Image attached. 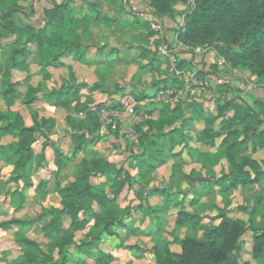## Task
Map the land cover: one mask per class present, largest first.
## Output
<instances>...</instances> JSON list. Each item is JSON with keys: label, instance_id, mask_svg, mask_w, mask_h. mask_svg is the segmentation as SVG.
<instances>
[{"label": "crops", "instance_id": "0c3cea01", "mask_svg": "<svg viewBox=\"0 0 264 264\" xmlns=\"http://www.w3.org/2000/svg\"><path fill=\"white\" fill-rule=\"evenodd\" d=\"M28 1L30 7L42 6V15L36 12L31 18L32 22L39 18L40 24L20 21L17 17L18 13L15 19L17 24L30 25L35 31L46 27L45 11L51 9L52 3L68 5L61 23L63 29H71L75 21H82L83 23V20L86 19V23L82 28L75 29L74 41L68 43L66 47L64 41H60V46L57 49L46 46L43 48L44 51H39L36 44H26L28 56L25 59V67L22 69L9 68L10 81L17 92V99H14L12 104L8 106L0 92V112L7 114L11 121L16 115H19L26 127L33 126L34 120L40 121L42 119H51L54 124L48 132L50 145L44 147L42 144L44 139L39 138L32 146L34 158L28 167L33 172V175L29 177L31 185L27 188L20 186L19 189L25 199L22 208L19 210L12 208L10 197L0 196V200L5 199V204L10 209L8 215H13L24 208L32 209L35 201L40 203L42 207L60 209L61 199L54 191L53 175L58 170L54 161L53 148L58 149L68 158L66 167L58 172V181L62 187H65L62 185L65 175L75 172L82 160L90 159L89 153L72 156L74 147L70 137L72 128L66 117L72 118L76 123L84 121L82 114L77 115L74 112L76 101L73 93H77L80 103L88 102L92 105L102 104L109 101L111 97L124 94L126 93L124 90L132 91L140 97L152 96L159 91L168 90L164 88L167 85L162 83L167 77L178 78L181 81V86L183 85V79L175 75L178 69L194 71L198 77L200 72L217 73L220 67L218 55L214 54L193 57L180 52L179 65L175 69L166 59L159 58L156 49L161 45L164 38L172 41V44L178 42L177 37L184 18L175 13L162 18L155 16L154 18L162 22L164 26V33L160 34L152 30L145 19L132 13L150 12L147 0H129L130 10L124 8L120 0H60L50 4L46 3L45 0ZM19 5L26 8L28 4ZM24 12L28 11L24 10ZM129 21L134 25L138 24L139 27L147 31L146 39L143 38L142 43L133 41L129 45L128 43L125 44L124 32L116 36L115 28L122 26L124 29V25H128ZM53 28L55 27L48 26V32H51ZM116 33H118L117 30ZM15 40V36L0 39V73L6 70V49ZM23 47L20 46V48ZM131 52L135 53V56L133 55L135 62L131 60ZM147 52L150 54L149 65L151 68L162 61L160 65H163V68L166 67L167 75L164 77L162 74L159 76L154 74L155 81L140 88L137 86L140 83L138 79L145 78L147 69V64L140 62L146 60L142 55ZM17 60L21 61V57L18 56ZM224 61L227 73L233 69L246 77H255L248 71L240 67H232L226 60ZM133 66L140 73H129L128 68ZM159 66L156 68H160ZM41 69H43V73L40 72ZM203 78L209 83V91L203 95V101L170 103V107L166 108L172 111L179 107L183 111V119L178 120L171 127V129L178 131L175 142L172 143L170 139L165 141L168 149L172 147L171 151L167 149L165 162L147 174L146 177H144L145 168L132 160V156L141 153L136 146L129 150L120 149L116 145L114 135L100 132L97 141L88 148L98 153L108 163L115 165L116 168H123L129 174L131 184L124 186L114 203L121 213L119 214L121 224L114 226L111 234H103L98 247L89 254L79 253L73 247L70 248L66 264H97L100 253L110 257L109 264H157L154 248L166 247L171 253L179 255L182 240L188 236H193L198 241H202L208 229L219 225L220 219L217 217L223 212L235 211L238 206L249 205L252 207L258 201L264 203V178L256 185L228 189L222 194L218 192V187L211 191L209 188L211 182L228 173V163L226 159H220L211 167L207 162L206 167L212 169L213 177L208 175L203 166V161L199 157V151L214 153L215 147L205 148L196 141L197 133L205 128L204 118L216 117L211 129L213 135L218 134L215 137V146L219 145L224 138L220 129L233 115L232 111L219 114V107L233 101L236 104H246L254 108L257 103H264V90L262 88L254 90L255 95L252 104H250L251 98L247 97L246 99L238 88L230 90V83L222 84L217 74L211 77L203 76ZM211 80L214 82L213 85L210 83ZM28 87L37 90L35 93L36 101L32 104L25 103ZM56 92L62 93L59 95V99H57ZM259 92L263 93L260 97H258ZM115 93L118 94L115 95ZM226 94L227 102L222 103V100L219 99ZM247 94L250 93L247 92ZM191 106H198L199 111L201 109L202 117L200 119L195 120L194 116H197V113L193 112ZM155 108L157 109L151 111L152 107L149 106L143 111V114L147 116L146 120L157 119V110L161 107L155 106ZM183 120L188 122L183 124ZM260 129L264 130V122ZM181 136L183 140L179 139ZM6 138L12 137H3L5 140ZM13 140L14 146H16L17 139ZM41 154L44 156V163L42 167L36 169ZM252 156L256 161L261 162L264 158V152H258ZM13 166L14 163L11 171H13ZM222 166L225 170L220 175ZM70 180L72 182L73 178ZM0 182L2 183V180ZM92 182L96 185L105 184L106 178L97 177L92 179ZM227 183L226 181L225 184ZM40 184H42V188L38 190ZM2 185L3 183L1 187ZM154 189L166 190V194L150 195V191ZM39 192L43 193L44 196L40 202L37 200V193ZM105 192L109 198H112L109 184H106ZM180 203L183 204L184 211L188 215L197 216L200 219L195 227L176 226ZM234 213L232 216L243 221L248 220L246 214ZM5 214L0 211L1 216H5ZM263 217L264 208L256 215V222L264 221ZM93 225L94 221L90 220L84 231L74 233L75 236L78 233V240L76 237L74 238L77 245L84 239L88 231L92 233L98 231L94 229ZM12 230L4 231L12 235L17 232L15 228ZM249 245L246 244V251L249 249ZM54 251L53 260L58 261L60 255L57 249ZM248 258L245 255L244 259ZM11 259L16 258L10 257L8 260ZM257 264H264V259L258 261Z\"/></svg>", "mask_w": 264, "mask_h": 264}, {"label": "trees", "instance_id": "16d2710c", "mask_svg": "<svg viewBox=\"0 0 264 264\" xmlns=\"http://www.w3.org/2000/svg\"><path fill=\"white\" fill-rule=\"evenodd\" d=\"M24 1L26 0H0V39L16 37L15 42L8 46L13 49L11 55L5 52L6 70L0 75V91L8 106L17 99V92L10 81L9 68L25 67V59L28 56L25 45L34 43L39 51H44L43 48L46 46L57 49L60 41H64L66 47L68 43L74 41L75 29L82 28L86 23V19L83 23L75 21L71 29H63L61 23L68 5L52 3L51 9L45 11L46 27L35 31L30 25L16 23L15 14L23 11L19 2ZM4 4L6 6L2 7ZM147 4L150 12L156 17L162 18L174 13L183 16V28L177 37L181 44L192 49L209 46L232 67H240L248 71L257 78L258 83L264 84V0H147ZM175 6H185L186 10L178 12L174 9ZM48 26L55 28L48 32ZM20 46L24 47L20 48ZM18 56L21 57V61L17 60ZM40 72L43 73V69ZM162 83L167 85L164 87L166 89L182 87L181 81L171 76ZM124 91L137 96L132 91ZM36 92L37 90L28 87L26 104L36 101ZM55 94L57 99L59 95H62L60 92ZM73 97L76 101L74 112L77 115L82 114L84 121L76 123L72 118L66 117L72 128L70 134L74 146L72 156L89 153L90 159L82 160L73 181L62 187L58 181V172L66 167L68 158L58 149L53 148L54 161L58 170L53 175L54 191L61 199V207L44 212L50 220L43 227V231L46 236L54 231L59 235L51 248L53 251L58 250L60 259L54 261L45 253L41 256L26 253L23 257L9 260V264H66L70 248L73 247L79 253L89 254L98 247L103 234H111L112 228L121 224L119 217L121 213L114 203L124 186L131 184V178L123 168H116L98 153L88 149L97 141L100 134L97 113L104 103L82 104L76 92L73 93ZM197 107H192L193 112L197 113V116H194L195 120L202 117L201 109L199 111ZM166 108L161 107L157 110L156 120H145L143 124L136 127L138 142L135 146L141 153L132 156V160L145 168L144 177L165 162L166 152L172 149L171 147L167 150L165 141L170 139L174 143L178 135V131L171 127L178 120L183 119V111L179 107L172 111ZM218 110H220L219 114L225 111H232L233 114L220 129L224 135L220 144L215 146V137L218 134L213 135L211 129L216 117L204 118L205 128L196 136V141L205 148L215 147L214 153L199 151V157L208 175L213 177L212 169L206 167L208 161L217 162L220 159H226L228 163V173L214 179L209 188L212 191L218 187V192L222 194L228 189L258 184L264 178L262 166L264 158L259 162L253 159L252 155L264 152V130L260 129L264 122V103H257L253 108L230 101ZM182 122L185 124L188 121ZM53 124L54 121L51 119H42L34 120L33 126L26 127L19 115L11 121L7 114L0 112V137L9 136L17 139L16 146L5 148L0 145V158L6 163L14 162L15 177L11 179V182L17 184L21 181L24 188L31 185L27 169L34 158L32 146L39 138L44 139L42 143L44 147L48 146V132ZM179 139L183 140V137ZM43 163L44 156L41 154L35 168L42 167ZM213 165L210 163L211 167ZM97 177H105L106 183L94 184L92 179ZM226 181L227 184H225ZM1 184L0 182V187ZM106 184L110 185L112 198H109L105 192ZM41 188L42 184L38 186V190ZM164 193L166 194V190L154 189L149 194L163 195ZM8 196L12 208L16 210L22 208L25 199L21 190H11ZM178 206L180 211L177 214L176 226L195 227L200 219L197 216L188 215L182 203ZM263 208L264 203L258 201L252 207L238 206L235 211L223 212L217 217L220 219L219 225L208 229L202 241H198L193 236L182 240L179 255L171 253L166 247L154 248L156 263L257 264L264 259V221L257 223L255 217ZM232 213L246 214L248 220L243 221L232 216ZM90 220L94 221L93 227L98 231L95 233L88 231L77 245L74 242V233L84 231ZM34 222L11 218L1 226L6 231L17 229V232L13 233L17 235L25 226L32 225ZM247 234L249 236H246ZM20 241L26 246H37L35 242L25 238H21ZM246 244H250L247 251ZM245 255L249 258L244 259ZM109 262L110 257L99 254L97 264H109Z\"/></svg>", "mask_w": 264, "mask_h": 264}, {"label": "built area", "instance_id": "2783aa9c", "mask_svg": "<svg viewBox=\"0 0 264 264\" xmlns=\"http://www.w3.org/2000/svg\"><path fill=\"white\" fill-rule=\"evenodd\" d=\"M122 6L130 10L129 0H120ZM138 17L145 19L152 30L163 34V23L155 19L151 12H132ZM183 28V25L181 29ZM184 52L193 57L214 54L215 51L209 46L188 48L181 44L179 41L172 44V41L164 40L161 45L156 49L159 58L166 59L169 64L175 69L179 65V53ZM219 70L217 77L221 80L222 84L234 83L230 85V90L240 89L245 92H252L258 88L264 90V84L260 85L256 77H246L237 73L236 70L230 69L227 73L225 68V61L222 57L218 56ZM183 79V85L179 89L162 90L152 95L151 97H139L129 93H124L118 96L111 97L109 101L104 102V106L98 111L97 119L100 125V132L110 133L115 136V142L118 148H126L127 145L134 143L137 144L138 134L136 127L143 124L147 116L143 111L151 104L162 105L164 103H178V102H192L203 101V95L209 91V83L197 77L196 72L191 70H179L175 73ZM227 94L223 95L222 103L227 102ZM144 130H147L145 127Z\"/></svg>", "mask_w": 264, "mask_h": 264}, {"label": "rangeland", "instance_id": "374dc122", "mask_svg": "<svg viewBox=\"0 0 264 264\" xmlns=\"http://www.w3.org/2000/svg\"><path fill=\"white\" fill-rule=\"evenodd\" d=\"M46 3H51V2H55V1H60V0H45ZM19 4L21 5H27V7L22 8L23 11L18 13V18L20 21H24V22H37L39 23V18H37L35 21L32 22L31 18L33 14L39 13V15H42V6H38L37 8L35 6L30 7V2L28 0L24 1V2H19ZM33 4V3H32ZM6 5L4 4L2 7H5ZM24 10H27L28 12H24ZM17 15V14H15ZM38 17V16H37ZM40 24V23H39ZM128 25H124V29L122 28V26L120 27H116L115 28V34L116 36L120 35V33L124 32V35L126 37V41L124 42L125 44L128 43V45L133 42V41H137L138 43H142L144 41L143 38L146 39V33L147 31L142 29V27H139L138 24L132 23L131 21H129V23H127ZM116 30L118 31V33H116ZM137 38V40H136ZM128 41V42H127ZM146 41V40H145ZM148 47L150 45H147ZM131 49V48H130ZM13 51L12 47H9L8 49H6V53H8L9 55H11V52ZM131 60L132 62H135L136 60L134 59L133 55L135 53L131 52ZM138 54V53H137ZM4 55V53H3ZM135 56V55H134ZM146 60H141L140 63L142 64H147V69L145 71V78H139L138 81H140L139 84H137V86L141 87H145L148 84L152 83L153 81H155V77L154 74H157L158 76L160 74H162L164 77L165 75H167V69L163 68V65H160V61L159 64L157 66H159L160 68H156L157 66L153 65V68H151V66L149 65V61H150V54L149 52L147 53H143L142 55ZM42 64V63H41ZM156 68V69H155ZM129 69V73H140L139 70L133 66L128 68ZM170 73V71H169ZM217 73H204V72H200V74L198 75L199 78H203V76H207V77H211L216 75ZM1 75V73H0ZM152 75V76H151ZM213 80H211V85L214 84V82H212ZM232 85H234V83H231ZM230 84V85H231ZM260 85H262V83H259ZM261 89V88H258ZM153 91V90H152ZM1 92V91H0ZM230 92V91H229ZM228 92V93H229ZM250 94H247V92L242 91L241 94H244L245 98L247 99V97L251 100L249 101L250 104H252L251 102L253 101L254 98V92H249ZM258 97L261 96V94H263L262 92L258 93ZM237 96V94L235 95V97ZM253 96V97H252ZM147 97H151V96H147ZM238 99V98H237ZM170 104L168 103H164L162 105H155L157 107H167L169 108ZM155 106L153 104L150 105V107H152L153 111L155 108ZM14 138H6L3 139V137H0V145L4 146L5 148H9L10 146H14ZM135 144L131 143L129 145L126 146V149L129 150L130 148L134 147ZM168 149V146H167ZM177 150V149H176ZM14 162L11 163H6L4 162V160L2 158H0V180H2V187H0V196H8V193L11 190H15V189H20V186H23L22 182L19 181L17 184L11 182V179L13 177H15V174L13 173V171H11V167L12 164ZM208 163H216L213 160L208 161ZM264 167V165H262ZM224 166H222V172L220 173L223 174L224 171ZM77 171V170H76ZM75 171V172H76ZM35 172V171H34ZM75 172H71L67 175H65L64 180L62 181V185L66 186L67 184L70 183V178L74 177ZM27 174L29 177H31L33 175V172L28 168L27 169ZM30 181V178H29ZM22 183V184H21ZM8 191V193H7ZM44 198L43 193H37V200L40 202L42 199ZM35 205H33V208H29V209H22L19 212L14 213L13 215H8L10 212V209L7 207V205L5 204V199H1L0 200V211H3L5 214V216H1L0 215V264H9V258L10 257H23L26 253H34L38 256H41L42 253L48 254L53 258V254L55 251L52 250V246L53 243L55 241H57V239L59 238V235L54 231L51 232L48 236L45 235L44 231H43V227L49 222L50 218L49 216L44 213L46 211H48L49 209H54L52 207H42L40 203H38L37 201H35ZM34 204V203H33ZM13 217L15 219L21 220V221H26V222H30V221H35L32 225H28L25 226L24 229H22L20 232H18L17 235H12L9 233H5L4 229L2 228V224L9 221L10 218ZM37 221V222H36ZM64 228H66V226H64ZM5 234L4 236L2 234ZM78 235V233H77ZM75 236L74 234V238L76 237V240H78V236ZM21 238H25L28 239L30 241H33L37 244L36 247H30V246H26L24 245L20 239Z\"/></svg>", "mask_w": 264, "mask_h": 264}, {"label": "water", "instance_id": "95a60500", "mask_svg": "<svg viewBox=\"0 0 264 264\" xmlns=\"http://www.w3.org/2000/svg\"><path fill=\"white\" fill-rule=\"evenodd\" d=\"M174 9H175L176 11H180V12H182V11H185V10H186V7H185V6H175Z\"/></svg>", "mask_w": 264, "mask_h": 264}]
</instances>
